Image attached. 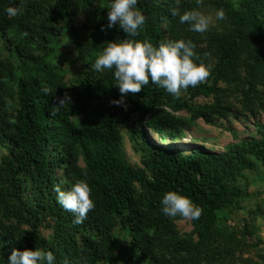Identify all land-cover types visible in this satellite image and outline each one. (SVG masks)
<instances>
[{"label": "trees", "instance_id": "obj_1", "mask_svg": "<svg viewBox=\"0 0 264 264\" xmlns=\"http://www.w3.org/2000/svg\"><path fill=\"white\" fill-rule=\"evenodd\" d=\"M112 2L0 0V36L16 59L0 57V264H10L13 249L36 248L51 251L54 264H108L116 260V243L128 250L124 264H139L142 258L146 264L237 263L236 257L260 242L246 244V229L239 240L218 229L219 213L238 208L248 195L246 173L264 167V122L255 123L257 139L230 145L225 155L153 144L147 130L162 138L169 130L175 139L185 124L227 118L234 93L243 110L264 114V0H202L199 5L180 0L181 15L197 10L215 16V24L203 33L171 14L175 0H137L145 23L135 37L118 25L107 27ZM9 7L22 12L10 16ZM220 9L223 20L216 18ZM63 32L73 40L68 53L76 50V58L86 62L72 84L53 63V40ZM123 39L154 47L191 41L200 58L196 62L209 66L210 75L204 83L182 89L179 98L149 80L140 93L124 98L126 109L113 105L120 99L114 69L97 72L93 65L108 42ZM65 92L70 105L57 107L55 97ZM196 100L209 103L195 107ZM122 129L145 156L144 170L127 162ZM56 169L72 185L83 180L91 189L94 208L81 224H74L75 214L57 202ZM169 191L202 209L199 219L191 220L188 235L175 233L171 218L162 212L161 200ZM43 219L50 222L49 242L38 235Z\"/></svg>", "mask_w": 264, "mask_h": 264}, {"label": "clouds", "instance_id": "obj_2", "mask_svg": "<svg viewBox=\"0 0 264 264\" xmlns=\"http://www.w3.org/2000/svg\"><path fill=\"white\" fill-rule=\"evenodd\" d=\"M175 3L177 6L171 9V14L179 16L181 23L190 24L191 30L196 32L203 33L208 29L212 22L211 17L197 10L184 11L181 15L180 0H175ZM196 3L199 5L202 0H196ZM136 6L137 0H113L107 12V27L118 25L129 37L137 36L138 29L145 23V17ZM6 11L10 16L22 12L18 7H9ZM216 18L225 19L223 9L216 12ZM194 48L191 41L184 40L162 42L154 47L148 41L123 39L120 42H108L107 47L97 56L93 68L97 72L114 69L113 75L117 81L120 99L110 103L126 109L124 98L128 94L140 93L149 80L176 98L180 97L182 89L204 83L210 75V67L202 61L196 62L200 58ZM42 91L45 94L48 92L47 89ZM70 103L71 97L67 92L56 96L54 100L57 107L69 106ZM53 191L56 193L57 202L66 211L75 214L74 224L83 223L94 208L90 198L91 189L83 180L77 181L70 190H62L57 184ZM161 205L163 214L170 218L180 216L185 220H196L202 214V209L189 198L172 191L164 194ZM8 259L10 264H54L55 257L51 251L36 248L23 251L13 249Z\"/></svg>", "mask_w": 264, "mask_h": 264}, {"label": "rangeland", "instance_id": "obj_3", "mask_svg": "<svg viewBox=\"0 0 264 264\" xmlns=\"http://www.w3.org/2000/svg\"><path fill=\"white\" fill-rule=\"evenodd\" d=\"M206 16L211 17L212 22L210 25H214L216 20L215 16ZM72 42L73 40L69 32H63L53 40L56 52L53 63L60 71L66 73L65 82L67 84H72L79 77V73L84 69L86 64L85 61H80L76 58V50L73 51V54L68 53L69 50L74 49ZM3 45L5 44L3 43L2 36H0V57L9 58L13 63H16L15 57L11 53L9 54ZM10 50H13V48ZM182 96L183 94L180 95V97ZM230 96V99H228L227 118L213 119V121L198 119L193 124H185L184 130L175 139L170 137L168 134L170 132L169 130L165 131V138L147 130L148 138L153 144L178 143L186 153L191 152L195 147H202L219 155H225L226 148L230 145H234L251 137L257 139V127L255 123L264 122L263 112L251 110L254 108L247 111L243 110L235 93ZM207 103L209 102L203 100L193 101L195 107L203 106ZM176 115L182 117V119L188 118L184 113H177ZM121 135V143L123 144L127 162L136 170H144L143 160L145 156L141 155L138 147L130 140L128 130L122 129ZM1 153L6 154V150L3 149ZM79 165L84 166L82 158L79 160ZM54 176L57 182L56 185L59 184L62 190H70L72 188V180L63 174L62 170L56 169ZM246 176L250 181V186L247 189L248 195L240 200L238 208H234L231 212L219 213L217 228L223 232L234 234L237 240L244 237L242 236L244 235L243 230L246 229L251 234L245 236L244 242L246 244L255 245V243L260 242L257 247L249 249L247 253L244 252L241 256L236 257L235 260L237 263L234 264H264V167L259 166L257 172H247ZM133 190L136 193L140 192V188L137 185L133 187ZM171 224L172 227L174 226L175 233L179 236L188 235L192 230L191 220H185L180 216L171 218ZM49 225V219H43L38 228L39 237L47 242L52 238V230L49 228ZM118 242L121 243V241ZM123 242L126 243L127 241ZM120 247L118 243L112 246L113 252L116 253V260L113 263L108 261V264H124V259L129 257L128 250H123ZM143 261L144 259L142 258L139 264Z\"/></svg>", "mask_w": 264, "mask_h": 264}]
</instances>
